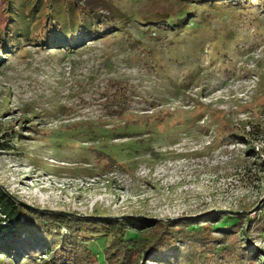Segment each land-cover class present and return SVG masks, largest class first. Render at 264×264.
Instances as JSON below:
<instances>
[{
	"label": "rangeland",
	"instance_id": "1",
	"mask_svg": "<svg viewBox=\"0 0 264 264\" xmlns=\"http://www.w3.org/2000/svg\"><path fill=\"white\" fill-rule=\"evenodd\" d=\"M76 1L102 13L133 11L147 32L141 35L130 23L123 40L104 39L80 53L32 46L22 54H1L0 141L13 149L0 147V186L26 207L82 216L257 217L264 201V154H249L248 143L226 142L220 127L254 133L247 139L261 152L264 45L248 53L259 21L232 23L231 14L219 19L206 10L205 23L214 31L198 32L193 41L147 27L176 13L184 0ZM110 81L127 87L130 114L154 107L174 113L161 126L114 124L102 118L100 106ZM57 103L64 114L54 113ZM212 111L226 120L214 119ZM83 121L112 126L95 127V135L85 129L59 135L63 126ZM15 131L22 133L18 141H12ZM98 154L126 168H102L106 160ZM257 230L251 228L249 240L264 251V231ZM257 258L264 264V257Z\"/></svg>",
	"mask_w": 264,
	"mask_h": 264
},
{
	"label": "trees",
	"instance_id": "2",
	"mask_svg": "<svg viewBox=\"0 0 264 264\" xmlns=\"http://www.w3.org/2000/svg\"><path fill=\"white\" fill-rule=\"evenodd\" d=\"M129 1L137 3L139 0ZM183 2L176 13L166 19L152 21L147 27L154 24L153 29L162 34L171 33L173 38L182 35L194 41L197 39L191 37L196 33L206 36L214 31L210 30V25L205 23L207 18H204L207 15L204 12L210 10L219 19L231 14L229 22L240 18L243 25L246 21L250 24L258 20V32L254 30L253 45L248 53L264 45V0ZM130 23L136 25L134 30L141 35L146 34L137 14L122 8L102 13L98 7L92 4L82 6L76 0H0V61L4 60L2 53L5 56L22 54L32 46L80 53L104 39L123 40V32ZM234 27L236 32L240 30L236 25ZM156 34L155 31L154 36ZM171 45L174 43L168 46ZM117 82L110 81L109 88L102 93V118L114 120V124L129 122L135 127L140 122L161 126L165 118L174 113L163 108L155 111L154 107L150 113L130 114L131 99L127 87ZM63 109V105L57 103L53 111L60 115L64 114ZM211 116L214 119L218 117V120L222 117L215 111ZM225 120L226 117L220 119L221 122ZM111 122H77L63 126L58 132L60 135L70 130L79 132L85 129L90 135H95V127L109 129ZM223 125L220 129L225 133L226 142L248 143L249 154H264V146L261 152L256 153L251 140L247 139L254 133L238 130L235 126L230 132L229 126ZM15 133L12 141L20 140L22 133ZM0 147L11 150L13 143L0 141ZM96 158L106 160L100 161V164L104 162L102 168L113 164L126 168L104 154H98ZM257 210L259 213L254 218L216 213L203 219L132 217L124 220L26 207L0 186V264H9L4 258H11L13 264H258L257 256L264 257V251L249 239L251 228H258L259 235L264 231V201ZM222 220V224L219 223ZM44 253L48 255L44 256Z\"/></svg>",
	"mask_w": 264,
	"mask_h": 264
}]
</instances>
